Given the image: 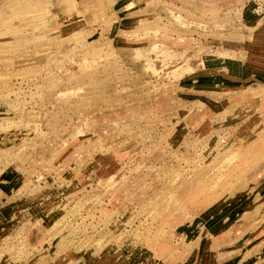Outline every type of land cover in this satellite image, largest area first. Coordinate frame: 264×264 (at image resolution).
<instances>
[{"label":"rangeland","instance_id":"rangeland-1","mask_svg":"<svg viewBox=\"0 0 264 264\" xmlns=\"http://www.w3.org/2000/svg\"><path fill=\"white\" fill-rule=\"evenodd\" d=\"M14 1L0 264H264V0Z\"/></svg>","mask_w":264,"mask_h":264},{"label":"crops","instance_id":"crops-1","mask_svg":"<svg viewBox=\"0 0 264 264\" xmlns=\"http://www.w3.org/2000/svg\"><path fill=\"white\" fill-rule=\"evenodd\" d=\"M22 2H23V1H22ZM92 2H93L92 5L95 6V3L98 2V0H93ZM20 3H21V2H20ZM106 3H107V0H106L103 4H106ZM10 4H12V5H11L12 8H15V7H18V4H19V3H15L14 0H11V3H10Z\"/></svg>","mask_w":264,"mask_h":264}]
</instances>
